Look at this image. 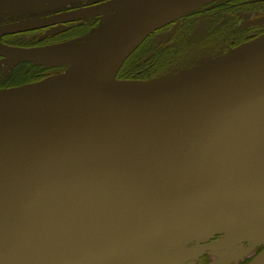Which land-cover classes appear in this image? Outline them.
<instances>
[{"label": "water", "instance_id": "obj_1", "mask_svg": "<svg viewBox=\"0 0 264 264\" xmlns=\"http://www.w3.org/2000/svg\"><path fill=\"white\" fill-rule=\"evenodd\" d=\"M220 1L107 0L61 16L107 18L82 44L0 43L7 61L66 67L0 91V264H189L208 252L231 264L264 244V35L167 76L117 78L155 31Z\"/></svg>", "mask_w": 264, "mask_h": 264}, {"label": "flooded vegetation", "instance_id": "obj_2", "mask_svg": "<svg viewBox=\"0 0 264 264\" xmlns=\"http://www.w3.org/2000/svg\"><path fill=\"white\" fill-rule=\"evenodd\" d=\"M104 1L107 0H0V28L39 18L49 21L31 30L4 34L0 37V43L13 48H37L58 46L85 37L95 28L98 18L65 23L60 22L63 19L61 16ZM19 9L25 13L16 16L15 10ZM84 31L86 33L82 35ZM262 35L264 0H223L209 3L155 31L132 55L151 63L145 76L147 78L142 80L146 81L159 78L160 74L175 62L187 58L191 52L211 49L213 53L225 54ZM13 62L0 55V91L40 82L65 71L61 66L48 67L33 62H16L17 65L9 67ZM135 76L127 73L126 78H123L119 72L118 79L140 80L134 79ZM219 239L217 237L209 242ZM211 253H205L195 261H198L197 264H212L216 257ZM243 262L246 264L245 259Z\"/></svg>", "mask_w": 264, "mask_h": 264}, {"label": "rangeland", "instance_id": "obj_3", "mask_svg": "<svg viewBox=\"0 0 264 264\" xmlns=\"http://www.w3.org/2000/svg\"><path fill=\"white\" fill-rule=\"evenodd\" d=\"M8 12L10 13L11 11L8 10ZM24 13L25 12H23V9H19V10H15L14 14L16 16H19V15H23ZM106 21H107V18H98V20L95 22L96 23L95 28H92V30L87 34V36L71 40V41H69L67 43L68 44H82V43H84L87 39H90L93 36L97 35L98 32H99L98 30L102 29V26H103V24ZM162 37H164V36H162ZM162 37H160V38H162ZM212 51L213 50H211V49H205L204 51L198 52V53L191 52L190 54H188L187 58L175 62L171 67H169V69L166 72H164L163 74H160V76H158V77L167 76V75L176 73V72L181 71V70H183L185 68H190L192 66L198 65V64H200L202 62L211 60L213 58H216V57L222 55V54L217 53V52L213 53ZM15 65H17V64L16 63L10 64L9 67H12V66H15ZM43 65H45V64H43ZM45 66L51 67L49 65H45ZM64 68L66 70V67H64ZM140 81H142V80H140ZM262 247L264 249V244L258 246L255 243H245L243 245V247L239 250V252H236L235 254H233V255H236V254L239 253L240 257L238 258L237 261L233 260V262L231 264H234V263L235 264H239V263L240 264H244V262L242 263V260H244V259L246 260V264H250L252 262V260L263 250L262 249L259 252V249L262 248ZM187 248H190V246H187ZM211 255L213 257H216V261H217V259L220 260L222 257L226 258V259L231 257V255L230 256L228 255V256L225 257L224 254H222V253H211ZM197 262L198 261H193V262H190L189 264H197Z\"/></svg>", "mask_w": 264, "mask_h": 264}, {"label": "trees", "instance_id": "obj_4", "mask_svg": "<svg viewBox=\"0 0 264 264\" xmlns=\"http://www.w3.org/2000/svg\"><path fill=\"white\" fill-rule=\"evenodd\" d=\"M86 33V31H84V33H82V35H84ZM67 44V43H65ZM60 45H63V44H60ZM135 54V53H134ZM132 57V59H131ZM126 62L125 64L123 65V67L121 68L120 70V74L122 73L123 74V78L127 76V73H131V74H134L136 75L134 79H140V80H145L147 77V70H149V67H150V62L149 61H143L142 57H137L136 55L135 56H131ZM131 59V60H130ZM130 75V74H128ZM263 249L260 248L259 249V252Z\"/></svg>", "mask_w": 264, "mask_h": 264}]
</instances>
